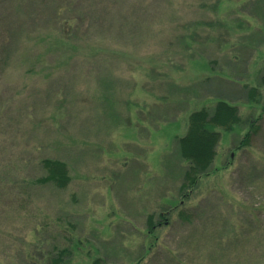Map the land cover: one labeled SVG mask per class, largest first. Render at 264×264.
<instances>
[{
  "label": "rangeland",
  "instance_id": "1",
  "mask_svg": "<svg viewBox=\"0 0 264 264\" xmlns=\"http://www.w3.org/2000/svg\"><path fill=\"white\" fill-rule=\"evenodd\" d=\"M199 1L0 0V264L56 245L65 264H264V122L252 148L246 123L222 132L211 173L179 191L191 111L227 98L246 121L264 104L245 89L264 76V0L208 18ZM48 158L66 190L33 183Z\"/></svg>",
  "mask_w": 264,
  "mask_h": 264
},
{
  "label": "trees",
  "instance_id": "2",
  "mask_svg": "<svg viewBox=\"0 0 264 264\" xmlns=\"http://www.w3.org/2000/svg\"><path fill=\"white\" fill-rule=\"evenodd\" d=\"M217 4H219V0H200L197 9H204V14L206 18H208V10H213ZM206 18H201L200 22L195 20L188 21L187 25L189 28L199 25L205 26ZM187 39H189V37H184L185 41ZM194 41L197 43V39ZM224 45H227V43H224ZM261 82L259 87L245 88L246 90L248 89L246 93L248 103L256 107L261 105V101L264 98V93H262L264 91V76L261 77ZM261 90L263 91L261 92ZM261 106L260 114L256 117H250L246 121H243L239 107L227 98H216L212 105L201 106L191 111L187 119L186 132L176 139L179 154L182 161L186 163V165L184 163L185 170L181 178L182 182L179 189L182 197L188 198L190 193L198 186L199 180L203 176H208L211 173L218 154L217 148L221 142L222 132H233L238 125L246 123L247 131L238 143V148L254 147L256 138L263 130L264 104ZM40 167L44 174L39 179L34 180L33 183L38 185L52 184L60 190H66L70 185L71 175L68 165L64 161L51 158L43 159L40 161ZM14 200L17 204V199ZM177 211L179 219L184 222L188 223L196 218L194 214L184 209ZM163 214L164 213L158 215L159 221L157 224L154 222L155 215H150L147 219L148 229L157 227L159 223H161L160 220L163 219ZM2 228L7 227H2L0 224V231ZM43 228L46 229L45 225H43ZM11 236L12 235L9 234L8 237ZM11 238H13V236ZM40 240V243L30 242L29 246H31V248L35 247L36 245H40L42 241L46 243L44 239ZM66 241L67 243L69 242L68 239H66ZM25 246H27V243ZM71 255L69 249H65V247L60 249L59 245H56L53 250L47 251L44 255L40 252L38 256H40L44 264H65L66 260L69 256L71 257ZM34 264H37V261L34 262ZM90 264H104V258L93 256Z\"/></svg>",
  "mask_w": 264,
  "mask_h": 264
}]
</instances>
